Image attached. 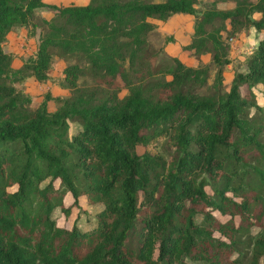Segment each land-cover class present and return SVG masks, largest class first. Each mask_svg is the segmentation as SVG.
<instances>
[{
	"label": "trees",
	"instance_id": "16d2710c",
	"mask_svg": "<svg viewBox=\"0 0 264 264\" xmlns=\"http://www.w3.org/2000/svg\"><path fill=\"white\" fill-rule=\"evenodd\" d=\"M198 2L0 0V264H264V0ZM44 7L51 15L33 23ZM177 14L192 16L180 51L208 63H150L151 20ZM18 26L24 42L40 29L22 57L4 49ZM250 27L262 37L230 57L227 39ZM55 58L73 59L56 78ZM209 64L212 89L202 92ZM28 79L48 88L33 105ZM55 84L69 94L53 96ZM81 197L102 205L86 230L76 224ZM72 208L70 226L59 224L54 210L67 218Z\"/></svg>",
	"mask_w": 264,
	"mask_h": 264
},
{
	"label": "rangeland",
	"instance_id": "374dc122",
	"mask_svg": "<svg viewBox=\"0 0 264 264\" xmlns=\"http://www.w3.org/2000/svg\"><path fill=\"white\" fill-rule=\"evenodd\" d=\"M46 3H51V4H56V5H67V4H83L85 2H88L89 0H42ZM202 1L204 2H208L210 0H199V2L196 4V7L198 9L203 8V6H205ZM228 2H219L216 4L217 5H222V9H227V7H225V4ZM51 14V11L48 8H39V13H33L32 19L31 21L35 24H39L40 19L43 17H49ZM151 22H153L155 24V28L154 30L147 36V48H146V53L149 56V60L150 63L154 66L156 64L159 63H163V62H167L168 59L172 56L177 57L184 65L186 66H196L197 64H206L208 63L209 60V54H203L200 55L198 58H195L194 56L187 54L184 51H180V47H179V42L176 43L175 38H178L179 40L183 41V39H181V36L184 38L188 32L187 30H183V31H179V24L180 23H186V25L191 24V28H192V20L190 21V19H186L184 16L182 15H178L177 17H171L169 19H167L166 21H159V20H151ZM19 27V26H18ZM18 27H14V30L17 29ZM39 33L40 29L39 27L35 28V33ZM243 33V34H242ZM239 33L236 37L233 38H229L227 39V43H228V50H229V56L232 58H235L236 60H242L243 58H245V56H247L252 49L256 46V41L255 38L259 37L261 34H256L253 32L252 29H250V31H245ZM263 35V34H262ZM261 35V36H262ZM167 36H172L174 41L173 42H167L165 44L164 40ZM261 36L259 38H261ZM34 43L31 42H25V45L22 44V48H24L23 50H21V45L15 46V47H11L9 45H6V49H13L15 51H18L17 53L19 54V52L21 53V57L26 55L27 53H29L31 50H33L34 46L37 44V41H35V37H34ZM8 43V42H7ZM184 44V43H183ZM182 46V45H181ZM26 49V50H25ZM21 59L15 58L13 60V66L14 67H18L21 64ZM73 59H70L68 61L60 59V58H55L54 60V68L52 71V76L54 78L58 77L62 71V68L67 64V63H72ZM231 66H226L223 70L222 73V81L224 84L225 89H227L228 85H229V81L232 77V69L230 68ZM209 79H208V83L205 86V88H202V92H204L205 90L207 92L211 91V86H210V82L213 78V72L215 70L214 66L209 64ZM241 70L243 69V67L240 68ZM84 82L85 85H89L92 84L93 82L86 76H82L79 78L78 82ZM119 82V81H118ZM117 82V85H120V83ZM23 89L24 91L28 92L31 96H32V105L34 103H36L39 99L40 96L46 91L47 85L45 84H39V83H35L32 82L30 79H28L26 81V83L23 85ZM50 90L53 96H60V97H65L69 94V91L64 88L59 86L58 84H55V87H50ZM254 97H255V101L259 104L263 103V98H262V87L258 86L256 89L254 88L252 90ZM123 92H121L119 94L122 95ZM58 106V103L54 100H49L47 102L46 108L47 111H52L54 110L56 107ZM253 112V109H250V113ZM155 149L157 150V153L159 155H161L164 159H167L170 155H172V150L170 148V146L168 145V143L164 140L158 141L155 144ZM137 153H140L142 150L141 148H136ZM45 182V181H44ZM58 182L55 181L53 182V185L57 187ZM59 188V185H58ZM263 194H264V189L262 190ZM69 203H71V197L69 196L68 193L65 194L64 198H63V205L64 206H68ZM85 200L83 197L80 198V205L85 209L84 211H80L79 213V219L76 220V224L77 227L81 230H86L89 229L93 222H94V217L95 214L101 209L102 205L101 204H97L95 206H88L85 207ZM76 215V209L72 208L71 209V213L70 216L67 218H63V216L60 214V212L55 209L53 216L54 217H58V222L59 224L64 225L65 227H69L70 223L72 221V219L75 217ZM223 219V218H222ZM236 223V220H235ZM258 232V228L256 227H251L250 228V234H256ZM233 258H235V255H233ZM247 260V256H244V262H246Z\"/></svg>",
	"mask_w": 264,
	"mask_h": 264
},
{
	"label": "crops",
	"instance_id": "0c3cea01",
	"mask_svg": "<svg viewBox=\"0 0 264 264\" xmlns=\"http://www.w3.org/2000/svg\"><path fill=\"white\" fill-rule=\"evenodd\" d=\"M44 2V1H43ZM86 3V2H85ZM85 3H83V4H85ZM232 3H230V2H228V3H226L225 4V7H227V8H230V7H232ZM222 7V5H217V8H219V9H222L221 8ZM34 13L36 14V13H39V8L38 9H36L35 11H34ZM51 15V14H50ZM178 15H182V16H184L186 19H190V21L192 20V16H190V15H187V14H177V15H174L175 17H177ZM174 16H172V17H174ZM259 17V14L258 13H253L252 14V18H258ZM43 18H45V19H47V17H43ZM179 31L181 32V31H183V30H187V32H188V34L183 38L182 36H181V39H183V41H181V40H179L178 38H175V41H176V43H178L179 42V47L181 46V45H185V44H187L188 43V41H189V36H190V33H191V31H192V28H191V24H189V25H186V23H180L179 25ZM250 29H252L253 30V32L254 33H256V34H263V31H260V32H256L255 31V29L254 28H252V27H250L248 30H247V32L248 31H250ZM24 33H25V29H24V27H18L17 29H12L11 31H9L8 33H7V35H6V41H5V44H4V49L6 50V51H15V50H13V49H6V45H9V46H11V47H15V46H17V44L18 45H21V48H22V44H24L25 45V42L23 41V38H22V36L24 35ZM243 34V33H242ZM260 35V36H261ZM259 36V37H260ZM34 37H35V41H37V39H38V31H37V33H35V35L32 37V38H30L29 40H27V42H31V43H34ZM259 37H256L255 38V40H257L258 41V39H259ZM262 37V36H261ZM256 41V42H257ZM8 42V43H7ZM184 43V44H183ZM257 44V43H256ZM24 48H22L21 50H23ZM26 50V49H25ZM15 52H18V51H15ZM22 53V52H21ZM20 52H19V54H21ZM32 82H34L33 80H31ZM36 83V82H35Z\"/></svg>",
	"mask_w": 264,
	"mask_h": 264
}]
</instances>
